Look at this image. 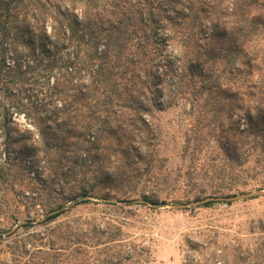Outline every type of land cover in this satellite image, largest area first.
I'll return each mask as SVG.
<instances>
[{
  "label": "trees",
  "instance_id": "trees-1",
  "mask_svg": "<svg viewBox=\"0 0 264 264\" xmlns=\"http://www.w3.org/2000/svg\"><path fill=\"white\" fill-rule=\"evenodd\" d=\"M45 5L43 0H0V84L14 70L21 72L20 79H29L33 65L18 58V43L23 44L35 65L45 71L40 77L46 116L36 122L48 126L42 127L40 139L48 145L45 151L66 155V173L73 177L75 191L71 203L60 202L42 218L23 220L10 234L53 223L51 237L29 232L20 245L21 253L33 246L35 259L47 251L34 243L49 240L53 264H158L143 258L148 250L134 249L121 236L120 227L101 226L87 216L71 224L66 221L64 227L57 220L90 201L95 174L108 169L106 176L112 182L127 175L129 162L112 152L105 157V150L131 153L129 145H123L129 139L139 145L145 140L151 143L155 134L152 138L142 134L144 129L153 130L145 115L176 105L179 99L191 100L197 111L194 156L210 147L215 131L224 130L228 120L235 122L229 126L235 152L230 144L226 147L229 173L237 166V148L246 157L254 151L264 138V0H72V8L51 27V35L47 22L57 16ZM21 14L24 18L19 21ZM29 14L33 22L27 20ZM83 46L85 58L80 60ZM8 50L12 62L7 60ZM233 96L251 100L239 119L227 103ZM4 131L8 150L10 134ZM110 135L116 137V142L110 138L115 145ZM191 140L187 139L185 150ZM205 264L215 261L207 259Z\"/></svg>",
  "mask_w": 264,
  "mask_h": 264
},
{
  "label": "rangeland",
  "instance_id": "rangeland-1",
  "mask_svg": "<svg viewBox=\"0 0 264 264\" xmlns=\"http://www.w3.org/2000/svg\"><path fill=\"white\" fill-rule=\"evenodd\" d=\"M43 1L47 10L57 16L47 22L51 35V27L57 24L62 13L72 8V0ZM23 18L21 14L19 21ZM27 20H33L30 14ZM18 49H21L20 61L34 68L28 70V80L20 79L21 72L14 70L5 76L3 85L0 84V166L4 168L0 169V232H3L0 264H53L55 258L49 249V240L34 243L36 248L47 251L39 253L35 259L31 257L33 246L27 253H21L24 248L20 246L29 232L48 233L51 237L53 223L37 224L28 230L20 228L10 234L23 220L42 218L60 202L71 203L69 197L75 191V181L66 173V155L61 157L58 152L47 150L45 157L48 145L40 139L42 127L48 126L36 122L46 116L40 77L45 71L35 65V59L27 54L23 44L18 43ZM11 55L8 50L6 56L10 62ZM79 58H85L84 46ZM25 67L21 70H27ZM46 74L52 79L51 74ZM250 102L248 96H233L227 100L238 119L246 114ZM202 103L200 99L199 104ZM196 114L192 101L183 98L176 105L145 115L153 122V130L144 129L142 134L151 138L152 133L155 134L151 143L145 140L139 145L129 139L123 145H129L131 153L115 154L109 149L104 152L105 157L112 152L115 157L127 160L128 174L113 179L114 182L106 176L108 169L98 176L95 174L94 187L89 190L90 201L63 214L58 223L64 227L66 221L71 224L75 218L87 216L101 226L120 227L121 236L127 238L134 249L148 250L143 258L153 259L158 264H205L207 259L214 260L215 264H225L224 260L227 264H264V194L236 200H211L207 206L206 202L181 206L208 196L264 191V138L247 157L237 148V166L229 173L226 147L230 144L235 152L229 130L234 120L226 121L224 130L215 131L210 147H204L194 156L191 145L195 137L192 128L198 123ZM4 130L10 134L8 150ZM110 138L116 142L115 136L110 135ZM111 139V145H115ZM187 139L192 140L185 150ZM59 160L62 166L57 167ZM33 163L38 167H28ZM102 196L108 201L114 200L109 202L115 204L104 203ZM121 199L142 201L123 204ZM149 200L166 203L153 204ZM9 228L10 231H6ZM33 260L34 263H30Z\"/></svg>",
  "mask_w": 264,
  "mask_h": 264
},
{
  "label": "water",
  "instance_id": "water-1",
  "mask_svg": "<svg viewBox=\"0 0 264 264\" xmlns=\"http://www.w3.org/2000/svg\"><path fill=\"white\" fill-rule=\"evenodd\" d=\"M264 194V191H258V192H245V193H241V194H236L233 196H228V197H217V196H208L205 198H202L200 200L197 201H192L189 203H185L182 204V207H186V206H190V205H195V204H203L205 202L211 201V200H236V199H241V198H250L253 196H257V195H262ZM109 201H114V200H109ZM135 201H142V200H135Z\"/></svg>",
  "mask_w": 264,
  "mask_h": 264
}]
</instances>
